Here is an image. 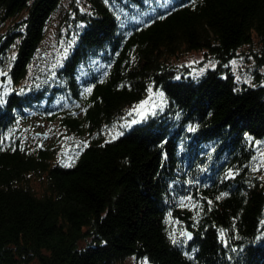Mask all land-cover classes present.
<instances>
[{
  "label": "trees",
  "instance_id": "1",
  "mask_svg": "<svg viewBox=\"0 0 264 264\" xmlns=\"http://www.w3.org/2000/svg\"><path fill=\"white\" fill-rule=\"evenodd\" d=\"M61 4L0 0V264H264V0Z\"/></svg>",
  "mask_w": 264,
  "mask_h": 264
},
{
  "label": "rangeland",
  "instance_id": "2",
  "mask_svg": "<svg viewBox=\"0 0 264 264\" xmlns=\"http://www.w3.org/2000/svg\"><path fill=\"white\" fill-rule=\"evenodd\" d=\"M68 1L69 0H62V4L60 8L54 13V15L51 18V21L48 24L46 36L42 45L46 49L48 48L50 49L58 41L59 43L63 42V39L58 40L57 38H55V33L59 27L58 25V21L60 18L59 10L62 7L67 8ZM175 61L185 66H188L190 68V73L193 76L200 75L204 72V70L207 67L213 66V62L211 60H205L203 54L196 51H189L188 53L181 55L179 58L175 59ZM249 64H252V62L250 61L243 62L242 60H238V59L232 60L230 63V70L239 80L248 81L251 77L248 67ZM162 100H163V95L161 91L149 90L146 96L140 102H138L133 106L134 108L132 109V111L136 112L138 115H141V111L143 112V114L152 112L159 107V104L161 103ZM142 101H148V103L145 104L142 110H137V106L140 105ZM109 131L112 133V135H116L119 131V128L111 127ZM256 166L264 170V148L261 149L260 153L258 154ZM34 187L36 190L38 191L40 190V186L37 182L34 183ZM133 262L134 259L132 257H127L123 262L119 264H133ZM142 264H146L144 260L142 261Z\"/></svg>",
  "mask_w": 264,
  "mask_h": 264
},
{
  "label": "snow or ice",
  "instance_id": "3",
  "mask_svg": "<svg viewBox=\"0 0 264 264\" xmlns=\"http://www.w3.org/2000/svg\"><path fill=\"white\" fill-rule=\"evenodd\" d=\"M233 63H235V62H233ZM87 91L90 92L91 89H88ZM147 103H148V101H142L141 104L137 106V110H142L144 108L145 104H147ZM141 115H143V112L142 111H141ZM189 130L190 131H194L195 129L194 128H190ZM113 138H115V137H113ZM231 174L232 173L229 172V175H231ZM181 236H187V237L190 238V233L181 232ZM172 239H173V243H176L177 242L174 234L172 236Z\"/></svg>",
  "mask_w": 264,
  "mask_h": 264
},
{
  "label": "water",
  "instance_id": "4",
  "mask_svg": "<svg viewBox=\"0 0 264 264\" xmlns=\"http://www.w3.org/2000/svg\"><path fill=\"white\" fill-rule=\"evenodd\" d=\"M189 238V237H188Z\"/></svg>",
  "mask_w": 264,
  "mask_h": 264
}]
</instances>
